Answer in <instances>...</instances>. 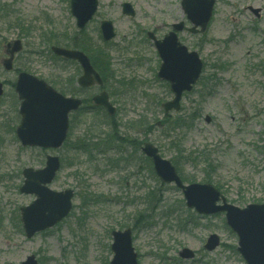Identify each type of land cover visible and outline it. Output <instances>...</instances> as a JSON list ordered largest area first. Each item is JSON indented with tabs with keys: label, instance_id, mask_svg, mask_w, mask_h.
I'll list each match as a JSON object with an SVG mask.
<instances>
[{
	"label": "rangeland",
	"instance_id": "rangeland-1",
	"mask_svg": "<svg viewBox=\"0 0 264 264\" xmlns=\"http://www.w3.org/2000/svg\"><path fill=\"white\" fill-rule=\"evenodd\" d=\"M180 1L99 0L92 19L78 30L69 0H0V264H20L28 255L37 264H109L111 232L126 227L132 229L137 264H244L224 214L204 216L187 208L182 192L158 179L140 147L151 142L183 180H209L235 206L264 203V0H215L204 32L178 33L198 52L203 69L192 90L183 94L180 110L165 119L161 103L172 93L157 77L160 59L146 33L161 37L181 20L191 26ZM122 2L133 6V17L122 14ZM101 19L113 23L116 36L108 42L101 39ZM83 36L94 63L101 59L112 70L105 89L116 108L115 131L136 142H87L88 150L21 146L14 133L17 72L56 80L60 88L81 71L54 57L50 46ZM13 39L21 40L22 50L14 69L5 71L4 45ZM179 117L190 122L170 129ZM133 123L139 126L129 127ZM74 124L71 146L80 144L76 141L84 133L103 138L111 129L101 111L78 113ZM46 154L60 156L62 166L49 186L71 188L72 209L55 226L27 238L19 208L34 195L19 191L21 172L42 167ZM206 160L212 163L209 171ZM210 234L218 236L219 246L207 251ZM184 248L193 258L179 256Z\"/></svg>",
	"mask_w": 264,
	"mask_h": 264
},
{
	"label": "water",
	"instance_id": "water-1",
	"mask_svg": "<svg viewBox=\"0 0 264 264\" xmlns=\"http://www.w3.org/2000/svg\"><path fill=\"white\" fill-rule=\"evenodd\" d=\"M99 0H70V13L75 18V25L82 29L94 15ZM214 0H181V8L192 26L191 33L206 29L211 17ZM121 11L125 15L134 16L132 5L121 3ZM257 12V10H254ZM182 21L173 23L172 30L162 39H157L152 32L147 36L152 39L154 47L161 59L157 75L170 83L173 98L162 103L165 113L179 110L180 99L184 91H190L202 70V61L195 51H189L182 44L176 32L183 29ZM101 38L109 41L115 36L113 24L103 19L99 23ZM199 27V28H198ZM7 57L2 60L4 70L12 69L15 53L22 49L19 39L9 41L5 45ZM51 51L67 59L76 60L82 74L77 82L81 87H88L94 82L101 85L102 80L93 68L88 56L80 50L60 46H51ZM14 90L20 100V122L15 134L22 146L41 147L45 149L59 148L66 138L68 130V114L79 107L81 99L64 96L45 80L26 71L17 74ZM3 92L0 82V96ZM96 105L105 107L108 114L115 112L108 101L106 91L93 96ZM209 121V118H206ZM142 152L150 158L153 170L164 183H174L183 194L185 205L200 215L224 213L227 226L237 236L236 250L245 264H264V203H250L240 208L226 201L224 195L209 183L184 184L174 165L163 158L158 148L151 142H144ZM60 168L58 155L47 154L45 164L41 168L26 167L22 170L24 177L19 190L21 193L33 194L35 199L28 205L20 207V221L27 238L36 232L50 228L62 220L71 210L73 190H52L49 184ZM111 251L113 256L109 264H137V253L132 246L131 229L112 231ZM219 245L216 234H210L204 244L208 251ZM193 252L182 249L179 256L192 258ZM20 264H37L34 255H29Z\"/></svg>",
	"mask_w": 264,
	"mask_h": 264
},
{
	"label": "trees",
	"instance_id": "trees-1",
	"mask_svg": "<svg viewBox=\"0 0 264 264\" xmlns=\"http://www.w3.org/2000/svg\"><path fill=\"white\" fill-rule=\"evenodd\" d=\"M89 44L90 43H89L88 38L83 36L79 39H75V38L71 39L70 38L69 40H67V42L64 45L79 48L89 55L90 54V45ZM89 57H90V55H89ZM90 59H91L92 63L94 64V66L100 71L104 85H106L107 80L109 78H111V76L113 74L112 70L107 66V63H105L103 60L100 59L99 62H96V64H95L94 63L95 62L94 56H91ZM102 64H105V65H102ZM51 84H53L55 86V84H58V83L56 82V80H54L53 83L51 82ZM60 84H62V83H60ZM73 84H74V82H73V80H71V82L69 84L65 85L63 83L62 86H60V88L58 87L61 92L70 91L71 93H76L78 91H82L83 93H85L83 96L84 105L82 107H80L76 112H74V114L71 115L72 118L70 119V130H73V128L75 127L74 118L76 117V115L78 113L87 114V113L98 112L100 110H101V112L103 111L102 108L91 105V94H89V93L87 94V89H85V90L78 89V88L74 87ZM70 86H72V87H70ZM90 108H92V109H90ZM103 114L106 117L107 122H109V124H111V129L109 130V132L105 133L103 138H100V137L99 138H92V136L90 134L84 133L76 141V142H80V144H76V145L71 146V143H70L68 145V142H69V138H68V140H66L64 142L65 146L71 147L74 150H78V149L79 150H88L91 146L87 142H136V138L133 136L131 137L128 133L123 134V136L118 135L115 131L116 130L115 117L114 116L108 117L105 113H103ZM168 117H169V115L164 116L165 119H167ZM187 122H190V121L187 119H184V118H180V117L176 118L172 122L173 126L170 129L174 130L175 127L182 128L183 126L188 125ZM162 123H164V122L162 121ZM135 126H139V125L133 123L129 127H135ZM205 166H206V168H208V171H209V169L212 168V163L209 160H206ZM184 181L190 182L192 180L189 178H184ZM203 182H209V180L204 179ZM150 194H151V192H150ZM141 215H142V213H140V216Z\"/></svg>",
	"mask_w": 264,
	"mask_h": 264
},
{
	"label": "flooded vegetation",
	"instance_id": "flooded-vegetation-1",
	"mask_svg": "<svg viewBox=\"0 0 264 264\" xmlns=\"http://www.w3.org/2000/svg\"><path fill=\"white\" fill-rule=\"evenodd\" d=\"M251 10H252V12H254L253 11V9L252 8H250ZM182 21V20H181ZM183 22V21H182ZM184 23V22H183ZM171 27V26H170ZM188 29H189V27H187L186 26V24L184 23V25H183V29L180 31V32H183L184 30H186L187 32H189L188 31ZM170 30V29H169ZM168 30V31H169ZM167 31V32H168ZM190 33V32H189ZM165 34V33H164ZM163 34V35H164ZM193 35H195L194 33H192ZM162 35V36H163ZM161 36V37H162ZM179 38V37H178ZM180 40V39H179ZM181 41V40H180ZM182 42V41H181ZM183 43V42H182ZM185 44V43H184ZM186 45V44H185ZM68 48H73V49H79V48H75V47H72V46H67ZM186 47L188 48V50H192V49H190L187 45H186ZM79 50H81V49H79ZM87 54V53H86ZM90 59V58H89ZM63 62H70V63H72V64H75V65H77V62L76 61H74V60H70V59H64L63 60ZM90 62L92 63V61L90 60ZM92 65H93V67H94V69L100 74V76H101V73H100V71L94 66V64L92 63ZM78 66V65H77ZM80 68V67H79ZM80 71H81V69H80ZM81 73V72H80ZM80 75V74H79ZM79 75H77V77H76V75H71V76H69L68 78H66V79H64V84L65 85H67V84H69L70 82H71V80H73V82H74V84H73V86L74 87H76V88H78V89H81V90H85V89H87V91L88 90H90L91 88H94V87H97L99 90L97 91V92H99L101 89H102V87H104V82H103V85L102 86H98L97 84H94V85H91L90 87H80L78 84H77V78H78V76ZM102 77V76H101ZM3 83V82H2ZM166 83V82H165ZM107 84H108V80H107ZM107 84L105 85V87H107ZM166 85H167V83H166ZM3 86H4V83H3ZM70 87H72V86H70ZM67 94L68 95H73V96H78V97H81V98H83V96H84V94L85 93H83L82 91H78V92H76V93H71L70 91H68L67 92ZM95 93H93L92 95H91V97L94 95ZM14 95H15V93H14ZM15 98H16V96H15ZM16 101V100H15ZM16 103H17V101H16Z\"/></svg>",
	"mask_w": 264,
	"mask_h": 264
}]
</instances>
